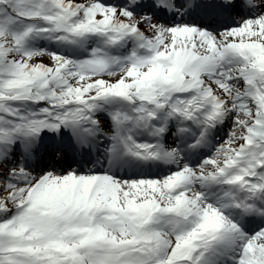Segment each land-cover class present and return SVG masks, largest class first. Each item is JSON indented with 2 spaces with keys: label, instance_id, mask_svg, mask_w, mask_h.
I'll list each match as a JSON object with an SVG mask.
<instances>
[{
  "label": "snow or ice",
  "instance_id": "1",
  "mask_svg": "<svg viewBox=\"0 0 264 264\" xmlns=\"http://www.w3.org/2000/svg\"><path fill=\"white\" fill-rule=\"evenodd\" d=\"M0 192V264H264V0H0Z\"/></svg>",
  "mask_w": 264,
  "mask_h": 264
},
{
  "label": "rangeland",
  "instance_id": "2",
  "mask_svg": "<svg viewBox=\"0 0 264 264\" xmlns=\"http://www.w3.org/2000/svg\"><path fill=\"white\" fill-rule=\"evenodd\" d=\"M45 62H47V59L45 58ZM0 195H3V193L2 192H0Z\"/></svg>",
  "mask_w": 264,
  "mask_h": 264
}]
</instances>
